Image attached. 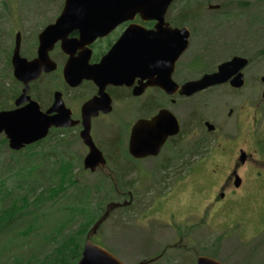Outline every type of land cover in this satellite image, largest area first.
<instances>
[{
    "label": "flooded vegetation",
    "instance_id": "1",
    "mask_svg": "<svg viewBox=\"0 0 264 264\" xmlns=\"http://www.w3.org/2000/svg\"><path fill=\"white\" fill-rule=\"evenodd\" d=\"M61 1L63 2L58 4L54 19L49 20L41 32L56 23L62 15L66 0ZM181 1L177 0L166 16V23L170 28H187L190 32L188 49L176 62L172 74V80L178 89L175 93L168 94L156 85L161 78L157 75L146 76V71L143 72L144 75H137L130 80L131 85L106 86L105 93L111 99V106L100 110L91 121V135L106 159V166L99 167L94 172L84 169V160L89 148L81 139V132L84 129L82 108L99 95L100 88L91 80H83L73 87L66 82L64 71L71 57L86 59L89 56V65L101 64L130 28L139 27L145 30L155 28L156 21L146 22L140 13L135 15L130 7L125 15L119 17L112 12L109 5H104L105 7L97 12L99 35L89 43L87 41L83 45L75 42L71 44L73 41L81 42L82 32L79 29L69 30L62 36L64 40L60 37L61 39H58L49 51V63L53 69L50 72H43L37 81L29 84L28 89L14 77L12 56L16 47V35L21 33L14 30L15 38L11 40L8 48L0 51L5 71L9 74V79L11 78V83L7 86L3 84L5 80L0 84V112L20 109L27 106L30 101H35L41 111L46 113L56 100L60 99L70 112L72 121L78 124L69 128H53L50 134L52 132L61 133L62 136H65V133L76 134L86 150L82 159L85 175L102 173L107 181L117 186L123 181L117 172L131 170L136 164L135 160H146V175L157 185L170 176H174L175 179L182 177L179 182L188 175L189 179L190 174L198 173L201 162V167L207 170L206 176L209 179L208 188L205 189L209 194L205 197L206 207L222 210L224 204L227 208L239 202L240 192L244 189L246 177L250 172L255 176L259 171L261 174L264 172V73L259 70L264 61V45L260 41L264 35L260 31L250 32L249 36H244L245 40L243 38L234 43L224 41L220 37L230 19L216 17L224 16L229 10L234 13L237 9L241 12L247 11L252 7L247 5V0L208 2L193 0L197 5L199 3L203 7L207 6L213 18H198V11L194 9L192 18L185 21L174 17L176 11L187 6ZM50 5L53 6L55 3ZM210 6H219V9L211 10ZM259 6L263 7L260 23L264 26V0H254L253 8ZM80 14L87 17L91 15L85 10ZM182 23L187 25L180 26ZM250 23L253 25L254 22ZM40 33L32 36L34 40L28 47L24 45L21 33V57L28 61L39 57ZM234 57L248 60L246 67L241 71L244 78L242 87H234L232 77L223 84L212 86L191 97L181 95L182 87L186 83L217 72L222 63ZM216 58H223V61L217 64ZM136 89L138 92L141 91L139 95H135ZM22 96L24 100L17 105ZM163 112L165 119L159 123V127L162 132L164 131V135L159 138L160 143L163 140L159 152L147 156L146 159L134 158L129 153L133 126L140 120L150 123ZM215 151L220 155L219 161L216 162L213 156ZM64 156L67 165L70 166V153L66 149ZM226 162L228 164L225 166ZM210 163L214 166L209 169ZM183 169L188 173L179 174ZM237 178L241 180L239 187L235 184ZM128 195L130 198L131 195ZM197 195L196 190L191 193L192 197Z\"/></svg>",
    "mask_w": 264,
    "mask_h": 264
},
{
    "label": "rangeland",
    "instance_id": "2",
    "mask_svg": "<svg viewBox=\"0 0 264 264\" xmlns=\"http://www.w3.org/2000/svg\"><path fill=\"white\" fill-rule=\"evenodd\" d=\"M62 2L0 0L1 48H8L11 40L15 38L14 30L22 33L26 47L31 45L34 40L32 36L39 34L49 20L54 19L58 4ZM181 2L185 4L186 0ZM247 2L252 7L244 12L238 9L235 11L236 19L228 22L220 36L224 41L234 43L243 38L245 40L244 36L256 31L264 35V26L260 23L263 7L253 8L254 0ZM189 8L191 11H199L193 4ZM201 15L204 19L212 17L207 6L203 7ZM255 20L260 25L250 23ZM260 41L264 45V37ZM3 61V56L0 55V80H5L3 84L7 86L11 83V78L9 79L10 76L5 71ZM222 61L223 58L215 59L217 64ZM259 70L264 73V61ZM4 138V135H0V160L5 161L10 149L3 147ZM60 139L64 140L63 149L78 157L80 163L73 178L78 180L76 183L81 189L86 188L85 199L92 205L95 216L101 214L98 223L103 220L96 230V224L91 227V240L125 264H145L146 261L148 264H196L199 256L214 258L224 264H264V172L261 174L259 171L260 175L257 176L251 172L247 175L245 187L240 192L241 199L237 204L227 208L224 204L222 210H215L206 207L205 197L209 194L205 189L208 188L209 179L206 176L207 170L201 167V162L198 173L190 174L189 179L188 175L179 182L182 177L175 179L170 176L156 185L146 175V160H135L136 164L131 170L126 173L117 172L120 179L124 180L121 184L130 185L125 186L126 190L122 191L119 182L116 186L118 190L114 192V185L106 180L104 174L85 175L82 159L86 150L76 134L65 133V136L60 135ZM58 151L62 152V149L58 147ZM217 153L215 151L213 154L214 162L219 161L220 155ZM22 159V156H18L19 161ZM227 164L228 162L224 165ZM23 165L21 167L25 171L31 170V166ZM54 166L53 164L50 167L51 170ZM213 166L210 163L209 169ZM22 169H17L18 175L22 173ZM184 170L179 174L188 173ZM6 174L2 172L0 176ZM50 182L58 181L52 176ZM194 190L198 195L192 197ZM124 193L126 194L123 195ZM128 194L131 195L130 198ZM70 200L71 196H66L56 205L48 207L45 212L49 217L38 236L7 242L9 252L0 258V264H13V256H19L21 263L31 260L32 255L43 258L48 252L47 241L52 240L56 223L65 217L64 214H58V211L68 206L64 201L75 204V198ZM82 224L77 222L70 225L66 234L72 236V233L79 232ZM9 238L11 236H4L2 242Z\"/></svg>",
    "mask_w": 264,
    "mask_h": 264
},
{
    "label": "water",
    "instance_id": "3",
    "mask_svg": "<svg viewBox=\"0 0 264 264\" xmlns=\"http://www.w3.org/2000/svg\"><path fill=\"white\" fill-rule=\"evenodd\" d=\"M55 1V0H50ZM177 0H66V6L56 23L49 25L39 35V57L33 61L21 57V33L16 35V47L12 56L14 77L17 81L26 85L37 81L43 72H50L49 51L53 44L63 38L69 30L79 29L82 32L81 42L73 41L71 44H81L93 41L99 34L97 12L109 5L114 14L125 15L130 10L140 13L142 18L148 21H156L153 30L139 27L130 28L125 32L112 51L99 65H89L88 58L71 57L64 71L66 82L75 87L83 80H91L100 88L99 95L87 102L82 108L83 131L81 139L89 148L84 160V169L96 171L99 167L106 166L107 162L100 149L96 146L91 135V121L100 110L111 106V99L105 93L107 85H131L130 80L137 75H157L156 85L160 86L168 94H173L178 89L172 80V74L176 62L188 49L190 32L187 28L172 29L166 23V16L170 7ZM210 1V0H200ZM105 5V6H104ZM209 9L217 10L219 6H210ZM90 12L89 17L81 15L83 11ZM83 17H86L85 19ZM92 19V21H90ZM61 37V38H60ZM89 38V39H88ZM65 38H63L64 40ZM88 39V40H87ZM65 42V41H64ZM248 60L234 57L232 60L222 63L218 71L206 74L197 81L186 83L181 90V95L191 97L212 86L223 84L234 77L232 85L240 88L244 85L241 71L246 67ZM55 67V66H54ZM264 81V78H263ZM135 95L141 91L135 90ZM24 96L17 102L19 105ZM107 111V110H106ZM109 111V110H108ZM56 115H52V113ZM173 116L171 113H169ZM165 119V113L158 115L150 123L144 120L138 121L132 128L129 153L136 159H146L149 155L159 152L164 135L159 123ZM78 122H73L70 112L65 108L60 99H57L48 112H43L35 101L20 109L0 112V135L8 140L9 149L19 152L25 148L45 140L53 128L74 127ZM146 137L148 142L146 143ZM160 143V144H159ZM242 159L243 154H242ZM236 186L241 185V180L236 179ZM101 220L95 226V230L102 223ZM78 264H125L117 256L107 249L95 244L91 240V234L85 241L82 258ZM196 264H224L214 258L199 256Z\"/></svg>",
    "mask_w": 264,
    "mask_h": 264
},
{
    "label": "trees",
    "instance_id": "4",
    "mask_svg": "<svg viewBox=\"0 0 264 264\" xmlns=\"http://www.w3.org/2000/svg\"><path fill=\"white\" fill-rule=\"evenodd\" d=\"M192 4L199 8L198 18L204 17L201 15L203 6L199 3L195 4L193 0H186L187 6L176 11L174 17L183 21L191 19L193 12L189 7ZM234 14L232 10H229L224 13V16L216 18L236 19L237 16L235 14L234 17ZM258 22L255 20L253 25ZM184 25L187 23H182L180 26ZM1 47L0 44V51L3 50ZM1 82L3 81L0 80V84ZM60 135L61 133L52 132L47 139L22 151L9 150L10 154L6 160H0V173H7L5 176H0V258L9 252L7 242L13 243L15 239H28L40 234L49 217L45 212L49 209L48 207L56 205L60 199L66 196H71V200L75 198V204L64 201L63 203L68 206L58 211V214H64L65 217L56 223L57 225L55 224L56 229L53 230L55 232L52 240L47 241L49 248L46 255L41 259L32 255L31 260L24 263H21L19 256H13V264H78L82 258L84 244L90 229L98 223L101 216V214L95 216L92 205L86 201V188L81 189L74 181V172L78 169L80 162L76 155L70 154L71 165H67L64 156L65 149L62 146L63 140L60 139ZM3 147L9 149L6 138H4ZM58 147L62 149V152L58 151ZM18 156H22V161L18 160ZM21 164L31 166V170L25 171ZM53 164L55 166L51 170L50 167ZM18 168L22 169L20 175H18ZM120 172L126 173L125 170ZM52 176L56 177L58 182L51 183ZM123 181H120L119 185L122 191L126 190L125 186L130 185L125 183L123 186L121 184ZM113 187L116 192L118 188ZM77 222L83 223L80 226V231L68 236L67 228ZM4 236H11V238L4 243L2 242ZM51 246L54 248L50 249Z\"/></svg>",
    "mask_w": 264,
    "mask_h": 264
}]
</instances>
